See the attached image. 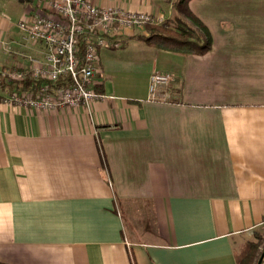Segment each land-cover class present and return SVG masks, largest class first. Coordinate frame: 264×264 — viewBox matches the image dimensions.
Here are the masks:
<instances>
[{
  "label": "crops",
  "instance_id": "1",
  "mask_svg": "<svg viewBox=\"0 0 264 264\" xmlns=\"http://www.w3.org/2000/svg\"><path fill=\"white\" fill-rule=\"evenodd\" d=\"M174 17L175 0H90ZM49 0H0V69L18 22ZM212 49L131 28L100 48L89 106L33 109L0 84V264H238L264 225V0H189ZM155 71L173 76L153 96ZM104 151V154L103 152ZM104 155V156H103Z\"/></svg>",
  "mask_w": 264,
  "mask_h": 264
},
{
  "label": "built area",
  "instance_id": "2",
  "mask_svg": "<svg viewBox=\"0 0 264 264\" xmlns=\"http://www.w3.org/2000/svg\"><path fill=\"white\" fill-rule=\"evenodd\" d=\"M162 20V16L155 17L146 11L102 7L90 0H49L45 7L18 22L19 43L26 46L42 43L43 49L26 53L21 47L9 45V51L23 55L26 60L17 67L0 69V84L6 86L26 78L47 82L35 88L12 90L4 100L33 109L89 106L102 96L94 87L99 49L120 47L131 28H144L147 22ZM58 80L66 82L56 85ZM172 80L169 72H153L151 94L155 96L162 88L165 98L169 97Z\"/></svg>",
  "mask_w": 264,
  "mask_h": 264
},
{
  "label": "trees",
  "instance_id": "3",
  "mask_svg": "<svg viewBox=\"0 0 264 264\" xmlns=\"http://www.w3.org/2000/svg\"><path fill=\"white\" fill-rule=\"evenodd\" d=\"M189 0H175V16L162 21H150L145 24L148 31V39L161 48L181 54H204L212 49V34L208 27L191 11L188 6ZM68 80V77H66ZM46 80H33L26 78L22 82H13L12 85L21 84L22 89L35 88ZM62 80H58L60 84ZM55 84V83H52ZM104 154V151H102ZM104 156V155H103ZM264 250V235L258 229L239 242L235 246V255L238 264H257L260 255ZM264 264V259L262 261Z\"/></svg>",
  "mask_w": 264,
  "mask_h": 264
},
{
  "label": "rangeland",
  "instance_id": "4",
  "mask_svg": "<svg viewBox=\"0 0 264 264\" xmlns=\"http://www.w3.org/2000/svg\"><path fill=\"white\" fill-rule=\"evenodd\" d=\"M259 229L260 230H262V232H263V235H264V225H261L260 227H259ZM253 234L251 233V234H246V235H244L243 237H242V240H244L245 238H247V237H249V236H252ZM241 240V241H242ZM240 241V242H241Z\"/></svg>",
  "mask_w": 264,
  "mask_h": 264
},
{
  "label": "water",
  "instance_id": "5",
  "mask_svg": "<svg viewBox=\"0 0 264 264\" xmlns=\"http://www.w3.org/2000/svg\"><path fill=\"white\" fill-rule=\"evenodd\" d=\"M263 259H264V250H263L262 254L259 257V260H258L257 264H262Z\"/></svg>",
  "mask_w": 264,
  "mask_h": 264
}]
</instances>
